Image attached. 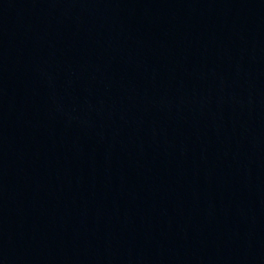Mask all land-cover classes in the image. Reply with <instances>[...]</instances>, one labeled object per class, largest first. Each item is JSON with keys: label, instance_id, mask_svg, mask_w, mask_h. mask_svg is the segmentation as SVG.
Segmentation results:
<instances>
[{"label": "water", "instance_id": "water-1", "mask_svg": "<svg viewBox=\"0 0 264 264\" xmlns=\"http://www.w3.org/2000/svg\"><path fill=\"white\" fill-rule=\"evenodd\" d=\"M0 264H264V0H0Z\"/></svg>", "mask_w": 264, "mask_h": 264}]
</instances>
